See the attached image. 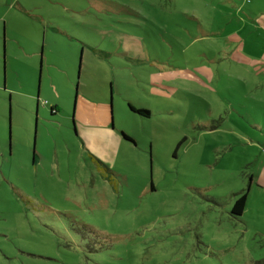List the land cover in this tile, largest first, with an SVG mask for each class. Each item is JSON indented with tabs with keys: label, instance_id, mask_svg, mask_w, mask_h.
Segmentation results:
<instances>
[{
	"label": "rangeland",
	"instance_id": "rangeland-1",
	"mask_svg": "<svg viewBox=\"0 0 264 264\" xmlns=\"http://www.w3.org/2000/svg\"><path fill=\"white\" fill-rule=\"evenodd\" d=\"M263 9L0 0V264H264ZM163 72L177 89L151 94ZM85 107L122 142L107 169Z\"/></svg>",
	"mask_w": 264,
	"mask_h": 264
},
{
	"label": "crops",
	"instance_id": "crops-1",
	"mask_svg": "<svg viewBox=\"0 0 264 264\" xmlns=\"http://www.w3.org/2000/svg\"><path fill=\"white\" fill-rule=\"evenodd\" d=\"M256 20H258L260 22V24L264 27V9L262 10L259 17L256 16ZM126 53L128 54V52H126ZM237 60L240 63H243L244 65L253 66V67H256L258 65V63H260L258 58L255 59L254 57H252L251 59H249L246 56H243L240 52L237 53ZM262 64H263V69H264V62ZM160 78H162V79L159 81L158 78H157V80H155V76L151 77V79H150V90H149L151 92V94L166 96L168 93L165 89L174 90V91L177 89L173 85V83L176 81V78L174 77V79H173L172 73L163 72L162 76ZM192 78H193V80L197 79L196 76H194V75H192ZM7 84H8V81H7ZM2 91H6V90H2ZM13 92L14 91H12V90L10 91L11 94ZM5 99H6V93L0 97V129H1L0 132L1 133H2V129H4L3 119H4V117L7 118V111L6 110H7L8 105H7V101H5ZM112 101H113V96H110V100L108 98V104L110 103V110H111V108L113 109ZM83 102H84V104H86V101L83 100ZM129 104L132 105L131 103H129ZM132 106H134V105H132ZM137 108L143 109V107H140V106H138ZM85 109H88V107H85L83 110H84L85 115L90 117V121L85 123L86 120L83 119L82 123L77 124V137H78L79 141L82 143L84 149H86L95 160L100 161L102 163L103 167L107 169L109 166L110 160H111V162H113L114 157H115V153L112 150L110 142L113 141L114 150H116L117 145H121L122 142H119L114 137V135L109 134L110 131L107 130V126L105 123H100L99 125L95 124V122H99V120L93 118V114H86ZM55 111H53V113ZM9 117L11 120V110H10V116ZM110 122H111L110 126L113 127V118H112V112L111 111H110ZM81 128H84V130L86 132H88V135H85V134L82 135L80 132L83 129H81ZM97 129H98V133L95 132ZM99 133H100V135H98ZM1 136H2V134L0 135V139L2 140ZM107 140H109L108 144H106V142H105ZM123 140L130 143L129 140H126L124 138H123ZM91 142H93L95 145L93 150L89 146V143H91ZM132 142H133V144H135V141H132ZM99 168H101V167L99 166Z\"/></svg>",
	"mask_w": 264,
	"mask_h": 264
},
{
	"label": "trees",
	"instance_id": "trees-1",
	"mask_svg": "<svg viewBox=\"0 0 264 264\" xmlns=\"http://www.w3.org/2000/svg\"><path fill=\"white\" fill-rule=\"evenodd\" d=\"M129 108L133 113H136L142 117H149L150 112L148 110H143V109H138L135 108L134 106L129 104ZM56 107H53L52 110L55 111ZM122 137L126 140L129 141H134L130 136L126 135V134H122ZM247 197H248V193H243L241 194L239 197H236L234 205L231 209V214L234 217H240L243 215L246 206H247Z\"/></svg>",
	"mask_w": 264,
	"mask_h": 264
}]
</instances>
